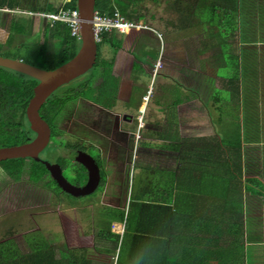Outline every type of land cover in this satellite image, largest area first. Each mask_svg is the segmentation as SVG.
I'll list each match as a JSON object with an SVG mask.
<instances>
[{"label": "crops", "instance_id": "obj_1", "mask_svg": "<svg viewBox=\"0 0 264 264\" xmlns=\"http://www.w3.org/2000/svg\"><path fill=\"white\" fill-rule=\"evenodd\" d=\"M167 1L170 5L169 16L175 14L176 17L174 24L167 20L160 27L164 29L158 30L152 24L146 26L145 30H135L122 37L110 31L122 40L135 38L141 32L149 33L150 42L144 41L147 51L142 60L150 64L160 60V69L166 68L167 78L161 79L153 101L148 100L140 109L144 114V127L141 128V139L136 142L138 146L134 158L135 166L138 164L137 170L149 171L141 184L145 189L135 194L132 189L123 205L117 195L109 196V204L103 202L108 195L106 187L98 202L108 208L105 214H99L101 207H87L89 215L91 208L99 212L90 215L95 226L85 224L79 230L74 229V239L64 245V254L77 252L88 260V264H111V261L112 264H231L230 248L232 252L233 246L228 244L226 237L230 232L232 178L237 177L236 171L241 173L242 187L249 192L253 207L251 228L254 230L250 233L252 241L247 239L246 246L264 248V214H261L264 212V0ZM203 3L206 4L203 6ZM5 10L0 11V19L3 13L15 15L14 11H17L8 7ZM202 11L207 12L208 19L234 20L238 25L248 20L245 26L255 28L256 33L253 34L254 38L248 36L243 40L237 37L236 46L235 39H231L224 47V50L228 47L227 52L220 49L221 36L211 32L199 34L196 30L194 33L188 31L192 39V53H187L194 58L208 60L207 77L199 78L196 74L185 72L183 62L181 70L172 69L169 62H175L168 60L165 51L168 43L172 42L171 37L176 36V55L179 52L185 55L181 47L185 30H181V25L185 22L189 26L194 25ZM1 23L0 29L3 30ZM166 29H174L175 32L167 35ZM204 34L206 38H198ZM5 42L0 41V44ZM123 45L129 54L135 53L139 57L140 45L136 50L132 42L125 44L123 40ZM155 47L160 51L163 47L160 56L149 53ZM237 47H240L238 51ZM223 53H228L230 58L227 67L231 65L237 70L233 82L229 80L231 77L219 75L218 67L223 65L220 64ZM173 76L175 81L169 82ZM218 91L223 98L217 95ZM233 123L239 124L238 139H242L241 143H233L234 138L224 142L226 135L233 137ZM118 142L110 141L111 148L101 153L100 168L102 170L110 163L117 170L121 169L123 175L125 169L132 171L133 163L128 146L125 149L121 143L116 145ZM233 161L238 167H233ZM101 170L99 184L103 181ZM155 170H160L156 179V173L150 172ZM247 179L252 182H246ZM143 203L146 205L136 206ZM81 207V220L90 222L89 215L83 213L86 208ZM172 211H175V222L168 225L167 213ZM109 212L115 216L123 213L125 220L130 215L132 226L126 227L123 222L113 219L114 216H106ZM102 215L106 217V227L101 225ZM139 221L144 226H135ZM217 236L223 242L217 241ZM120 247L129 250L122 258ZM97 248L101 262H95V256L89 255V250ZM113 252L119 253L117 259L114 254L111 256ZM125 258V262H120ZM246 259L247 255L244 257Z\"/></svg>", "mask_w": 264, "mask_h": 264}, {"label": "rangeland", "instance_id": "obj_2", "mask_svg": "<svg viewBox=\"0 0 264 264\" xmlns=\"http://www.w3.org/2000/svg\"><path fill=\"white\" fill-rule=\"evenodd\" d=\"M65 0H18V8L17 10H21L22 14H11V13H1L2 18L0 21L2 22L0 29V41L5 42V40L9 36V29L8 26L10 25L11 19H22L23 23L27 22L29 24H24L25 28L22 29L21 32L15 33L14 35H10L9 42H7L6 46L1 47L0 46V54H4L8 58H19L23 59L25 62L32 63V64H38L39 59L37 58V52L39 49V46L43 43L47 44L46 51L47 52H53L54 48L56 47L57 43L53 42V39L49 37V34L45 32V27L49 22L46 20V18L43 16V10L45 11L47 5L51 4L55 8H59ZM206 3H203V6ZM138 6L141 7L143 15V18L141 20H136L135 18L131 20H135L145 26L149 25H155L158 30L164 29L160 28L162 24H164L167 20L168 22H172L173 24L176 22L175 14L169 16L170 12V5L168 4L167 0H160L159 4H153L152 2H144L142 4H139ZM201 10L202 8L199 7ZM197 15V14H196ZM190 16L186 15V19H188ZM248 20L244 21V24L238 25V22L232 20V21H221L219 18H206L202 19L200 16H198V19L195 23H199L198 28H200V32H209L207 34H215L217 36H221L222 42L220 43V49L222 51H228V47L226 50H224V47H226L231 39H235V46L237 45V37H240V39H245V37L252 36L254 38L253 34H255V28L253 27H246V23ZM192 23V22H191ZM237 23V25H236ZM173 28V27H172ZM196 28H192L190 30V33H194ZM263 28H261L262 31ZM145 30V29H144ZM188 30L185 31V40L183 47L185 55H180L181 52H179V55H176V36L171 37V41L169 46L167 47L165 54L166 57L169 56L168 60H173L175 63L171 64L169 62V65L172 69H179L181 70V63L183 62L184 70L187 73H193L198 75L199 78L205 76L206 74V67L208 66V60L202 59L201 57H192L189 53L191 52V46H192V39L191 35H188ZM175 32L174 29L168 31L165 30V33L170 34ZM211 32V33H210ZM149 33H139L136 35L135 38H123L124 43H131L133 48H138L137 45L140 43V49L141 53L139 54L140 58H143L144 52L147 51V45L144 43V41L150 42L148 35ZM204 35L198 36V38L204 37ZM121 37L123 35H120ZM125 36V35H124ZM206 38V36L204 37ZM154 42H157L156 39H154ZM153 42V43H154ZM183 42V41H182ZM159 43V42H158ZM181 44V43H180ZM175 45V47H173ZM196 45V44H195ZM99 56L102 58L110 59L112 56L111 51L108 49V46L106 44H99ZM156 46V45H155ZM201 46V44H200ZM203 49L204 47L201 46ZM240 47L236 48V51H238ZM205 49V48H204ZM245 50V49H244ZM252 50V49H251ZM163 51V47L161 51L158 48L150 49L149 53H153L155 56L161 55ZM189 52V53H187ZM187 53V54H186ZM173 55V57H171ZM176 55V57H175ZM136 58H139L137 55H135ZM211 61V59H209ZM230 62V58H228V53L222 54V59L220 60V65L218 67L219 75L223 77H231L229 80L233 82V79L235 78V70L234 66L229 65L227 67L226 64ZM195 69H192L193 67H196ZM137 72L141 71V67L137 65ZM95 70V71H94ZM94 72V73H92ZM166 68L165 69H158L154 77H150L146 75L145 73H142L143 76L139 78L140 80L137 82V87L135 88V94L133 95V99L131 102L137 106L141 101V95L146 93V90L150 92L149 99H151V102L153 101L154 96L157 94V88L158 84L162 81V78H167L166 75ZM200 72V73H198ZM93 74V76L96 75V69H92L88 75ZM190 78V77H187ZM78 81V80H76ZM73 82L69 85H66L61 88L60 92L57 94L58 96H64L68 94L71 91L77 90L80 87L79 82ZM175 76L173 78H169V82H174ZM220 85L223 86V83ZM169 86V84H168ZM218 91L217 95L221 96L223 98V95L219 93ZM57 93V92H56ZM55 93V94H56ZM79 97V96H77ZM96 100L95 93L92 96ZM74 105H72L70 108H64L61 112L60 116L57 117L56 122H59V124H63L61 127L64 128L67 132L71 131L72 128L68 129L65 125L68 124V120L71 119L72 116H74L75 112L77 113V116L80 114V111L76 108L77 101L73 102ZM84 107L88 111V113L96 114L93 108L86 102H83ZM117 105H121V103H118ZM222 105V104H221ZM220 105V106H221ZM120 108V107H118ZM65 114H63L64 110ZM117 109V108H116ZM142 109V107H141ZM63 114V115H62ZM140 114V113H139ZM138 114V115H139ZM104 116L106 114L103 113ZM144 115V114H143ZM142 115V116H143ZM62 116V117H61ZM61 117V120L58 121V119ZM103 117V116H102ZM87 120L90 121V118H87ZM92 121H90L91 124ZM74 130H79V126H73ZM84 130H87V128H84ZM101 131H104L102 127L100 128ZM77 131V132H79ZM232 135L233 137H230L226 135V138L224 142H228L229 139H233V143L242 142V139L239 138V124L233 123L232 124ZM94 136V138L92 137ZM92 136L89 135V140L95 139V134L92 133ZM69 139V138H68ZM73 143L72 145H78L80 142L76 138H72ZM96 140V139H95ZM68 142H71L69 140ZM72 145H69L68 148L74 149ZM56 146L59 147L57 143H53L52 148L48 152H45L42 154V158L51 161L53 157H57L61 160H63V167H67V161L68 157L64 160L63 155L61 154L62 149H56ZM55 147V148H54ZM127 149V147H125ZM70 157V156H69ZM53 160V159H52ZM136 159L134 158V164L132 171L125 169V173L122 175V170H117L114 166L109 163L108 165L104 166L101 170V178L103 179L102 183L99 185V188L91 195L81 198H72L68 195L55 190L52 191L53 188H49L46 185V181L42 179L41 181H38L36 184H33L30 182L27 178V176H24L18 183H11L8 178H5L3 175L0 174V240H2L7 234L13 233L14 237L18 238H26L31 236H42L44 239H46L51 246L53 247V250L55 251V254L59 255V253L63 252L64 245L69 243L70 239H74L73 232L74 229L79 230L81 226L87 225H94L95 222L90 217L92 214L99 213L98 210L95 212V208L90 209V215L88 214L87 207H90L93 205L97 206L98 208L101 207V210L99 214H105L104 211H106L108 208L106 206L99 205L98 202L102 199V192L103 190L108 187V195L107 197L103 198V202L109 204V196L111 195H117L119 196V200L123 203L126 202V199L130 197L129 192L132 193V189L134 190V194L137 192H143L145 189L141 184H143L146 180V178L149 175V171H143V170H137V167L135 166ZM25 170L28 168L27 166H24ZM233 167H238L236 161H233ZM65 169V168H64ZM116 169L117 175L114 174V170ZM153 173H156V178L160 175V170L158 171H150ZM235 182H238L237 186L236 183L233 181L232 186V193H231V218L230 219V232L227 235L226 238H228V244H229V238L232 235L234 238L235 244H232L233 250L231 253V264H264V248L258 249V248H251L246 246L247 239L248 241H252L251 232H253V228H251V223L253 221L251 213L253 210L252 202L250 200V195L248 191H245V188L242 187L241 182V173L236 171L235 172ZM111 175L113 177H111ZM71 176V175H70ZM72 177V176H71ZM70 180H73L71 178ZM52 186V185H51ZM135 186V187H134ZM247 192V194H246ZM138 194V193H137ZM82 206L86 209L83 210V213L86 215H89L88 220H81L82 212L79 211V207ZM73 207V210H70V208ZM81 207V208H82ZM261 214H264L262 212ZM102 217H105L102 215ZM101 217L102 224L105 223V218ZM263 218L261 217V220ZM123 224L125 226V218L123 221ZM245 227V230H244ZM72 230L70 231V229ZM72 232V233H71ZM80 233V232H79ZM77 233V234H79ZM232 238V239H233ZM68 240V241H67ZM248 245V244H247ZM230 246V245H229ZM92 247V246H91ZM121 250V258L122 256H126L127 252L129 253V250L125 247H120ZM247 250V251H246ZM91 253L89 255L95 256V262H101V257L99 255L98 248L97 249H91L89 250ZM95 251V253H94ZM115 256V259L118 258V252L112 253L111 256ZM245 255H247V259L244 260ZM125 259H120V262H125ZM112 264V261L110 262Z\"/></svg>", "mask_w": 264, "mask_h": 264}, {"label": "trees", "instance_id": "obj_3", "mask_svg": "<svg viewBox=\"0 0 264 264\" xmlns=\"http://www.w3.org/2000/svg\"><path fill=\"white\" fill-rule=\"evenodd\" d=\"M147 1L156 5L160 3V0H96L95 10L102 15L105 14L110 16L117 10L128 20L133 18L141 20L143 18V15L141 14L142 9L138 5ZM5 7H8L11 10L19 9L18 0H0V9ZM202 7L203 6H201V8ZM75 8L76 0H65L59 8H55L51 4L47 5L45 11L43 10V12L54 14L59 11L74 10ZM203 10H206V8ZM199 16L202 19H206L207 12L202 11ZM9 23L10 25L8 26V29L10 33L6 42L3 45L0 44L1 47L7 45L10 35L21 32L22 29L25 28L24 24H29L27 22L23 23L21 18L18 20L11 19ZM198 26L199 23L189 26L187 22H185L181 25V30L186 31L189 29L188 31H190L192 28H196L195 30L199 34L205 33L200 32L201 29L198 28ZM45 32L49 34V37H51L53 42H56L57 45L53 52L50 53L46 51V43L39 46L37 52V58L39 59L38 66H40V68L51 70L69 61L77 53L79 40L77 37L71 35L70 28L63 22H55L52 27L50 24H47ZM99 44H106L112 52V57L109 60L100 57L99 46L97 44L98 52L95 64L96 75H89L90 78L95 77L96 79L95 82L92 81L94 83L91 86H88V97H90L91 92L95 91L96 83L100 82L103 78L109 77V80L104 81L101 85V95H108V98H110L114 91V83L113 79H111V68L114 66L137 67V65H139L142 69V66L132 60L129 52L123 47L122 38H118L116 33H104L102 42ZM0 56L6 57L5 53L2 55L0 54ZM17 59L23 60L19 58ZM36 84L37 80L33 78L0 67V115L2 114L6 117V122L4 121L6 123V129L0 128L2 146L8 147L26 143L28 141V137L33 135L28 127V122L25 117V109L28 101L33 95V88ZM71 94L74 95L70 96ZM83 95L84 93L80 86L77 90L71 91L64 96H53L49 98L42 108V115L44 119L48 122H52L69 100L73 97ZM0 164L6 170L7 178L11 183L18 182L24 176H27L30 182L36 184L44 174H47V170L42 163L31 159L6 160L0 162ZM24 166H27L28 168L25 170ZM233 181L235 182V177L232 178V184ZM245 181L252 182L250 179ZM101 183L102 181L100 184ZM235 183L237 186L238 182ZM50 184L55 185L53 181H51ZM55 188L53 189L59 191L58 186L55 185ZM232 188L234 187L232 186ZM144 205L146 204H136V206L140 207ZM139 213L141 214L140 211ZM167 214V220L169 221L168 225H172V221L175 222V211ZM106 216H114L113 219H116L118 222H123L124 218L123 213H118V215L115 216L111 215V212H109ZM125 221L126 227L132 226V223L130 222V215L127 216ZM101 225L106 227L105 224ZM135 226H144V223L139 221V223L135 224ZM230 237L229 243L235 244L233 236L231 235ZM218 239L219 237L217 236V241L223 242V239ZM0 264H88V260L74 251H68L67 254H64L63 252H60L59 255L55 254L51 244L42 236L18 238L14 237L13 233H9L2 240H0Z\"/></svg>", "mask_w": 264, "mask_h": 264}, {"label": "flooded vegetation", "instance_id": "obj_4", "mask_svg": "<svg viewBox=\"0 0 264 264\" xmlns=\"http://www.w3.org/2000/svg\"><path fill=\"white\" fill-rule=\"evenodd\" d=\"M139 45L140 43L137 45V47H139ZM130 55L134 62L141 64L142 58H136L135 53ZM142 63H143V67L141 71L138 72L135 66H114L111 68V73H112L111 79H113L114 91L110 98H108V95L106 96L101 95V85L102 83H104V81L109 80V77L103 78L100 82L96 83L95 91L91 92L90 97H88V86H91L96 79L95 77L90 78V76L88 75L89 72L95 68L94 66L91 70H89L85 74L59 87L56 91H54L51 94L49 98L53 96H58L57 94L60 92L62 87L69 85L75 82L76 80H78L76 82H79L81 89L84 93L83 96H79V97L76 96L73 97L71 100H69L52 122H48L44 119L42 115V108L46 102L42 105L39 114L41 115L43 120L49 125L50 142L48 146L40 154V158L42 161L51 164H57L61 169L63 177L71 185L81 187L85 185L88 180L89 175L87 169L78 161V157L80 156V154H86L90 156L94 161V163L97 165V167L101 170L100 168L101 160H102L101 153L104 152L105 149L111 148L112 145L110 144V141L112 140H119V142L116 145L121 143L123 147L128 146V153L131 156L132 163L134 164V154L138 146L136 142H138L141 139L140 132H141V128L144 127L142 123L143 112L141 113L140 109L141 107H143L144 103H147V101L150 100L149 99L150 92L147 89L146 93L141 95L142 99L137 106H135V104L131 101L133 99V95L135 94V88L137 87V82L140 80L139 78L143 76L142 73H145L146 75L151 77L153 73L155 74V72L162 67V63L160 60H157L151 64L143 62L142 60ZM32 65L40 67L38 66V64H32ZM94 93L96 95V100L92 97ZM73 95L74 94H71L70 96ZM75 101H77L76 108L78 109V111H80V114L77 116V113L75 112L74 116H72L71 119L68 120V124H66L65 126L68 129L71 126L72 130L67 132L66 130H64V128L61 127L63 124H59V122H56V119L57 117L60 116L64 108L66 109L70 108L72 105H74L73 102ZM83 102L88 103L93 108L96 114L88 113V111L84 107ZM118 103H121V105H117ZM66 109L64 110L63 114H65ZM103 113L106 114V116H104ZM61 117L58 119V121L61 120ZM87 118H90V121H92L91 124L90 121L87 120ZM4 121L6 122V117L5 115L1 114L0 128L2 129H6V123ZM76 125L79 126L80 131L74 130L73 126ZM101 127L104 131L100 130ZM84 128H87V130H84ZM92 133L95 134L96 140L88 139L89 135L92 136ZM92 137L94 138V136ZM33 138H34V134L31 137H28V141ZM72 138H76L80 143L78 145H72L73 143ZM69 140H71V142H68ZM1 143H2V138L0 137V148L5 147L2 146ZM53 143H57L59 147H64L63 149V148H58V146H56V149H62L61 154L63 155L62 157L64 160L68 157L67 167L66 166L63 167L62 164L64 161L57 157H53L52 158L53 160L51 159V161H48L41 157L43 153L45 152L49 153V150L52 148ZM130 144H131V148H130ZM69 145H72L74 149L68 148ZM0 174L3 175L5 178H7V172L3 168V166H1V164H0ZM71 178H73V180H70ZM42 179L46 181L45 182L46 185L48 184V186H50L49 188L51 187L55 188V185L58 186L56 182L53 180V178L50 176L48 171L47 174H44L39 181H41ZM51 181H53L55 185L53 184L51 186L50 184ZM55 189H53L52 191L54 192ZM59 191L68 195L69 197L74 198L73 196L63 192L60 188Z\"/></svg>", "mask_w": 264, "mask_h": 264}, {"label": "water", "instance_id": "obj_5", "mask_svg": "<svg viewBox=\"0 0 264 264\" xmlns=\"http://www.w3.org/2000/svg\"><path fill=\"white\" fill-rule=\"evenodd\" d=\"M96 0H76V11L79 30V48L67 62L48 70L29 64L23 60L0 56V67L18 72L37 80L33 95L25 109V117L34 138L26 143L0 148V162L14 159H31L42 163L58 187L74 198L93 194L99 185V168L92 158L80 154L78 161L87 169L88 180L85 185H71L62 175L57 164L42 161L40 154L50 142V128L39 111L51 94L59 87L71 82L91 70L97 59L98 47L94 37L93 16Z\"/></svg>", "mask_w": 264, "mask_h": 264}, {"label": "built area", "instance_id": "obj_6", "mask_svg": "<svg viewBox=\"0 0 264 264\" xmlns=\"http://www.w3.org/2000/svg\"><path fill=\"white\" fill-rule=\"evenodd\" d=\"M0 11H7L5 8ZM16 14H22L21 10L14 11ZM43 16L49 22L50 26H53L55 22H63L68 25L71 31V35L79 38L78 24L76 22L77 11H59L58 13H43ZM93 30L96 43L102 41V36L105 32L115 31L118 34L125 35L135 30H144L147 27L135 20H128L121 15L117 10L110 15H102L95 11L93 16ZM156 69V68H155ZM138 138V137H137Z\"/></svg>", "mask_w": 264, "mask_h": 264}]
</instances>
